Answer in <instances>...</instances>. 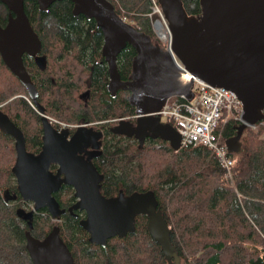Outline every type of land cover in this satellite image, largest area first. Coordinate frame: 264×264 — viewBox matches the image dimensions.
<instances>
[{
  "label": "trees",
  "instance_id": "1",
  "mask_svg": "<svg viewBox=\"0 0 264 264\" xmlns=\"http://www.w3.org/2000/svg\"><path fill=\"white\" fill-rule=\"evenodd\" d=\"M121 16L140 31L156 37L148 13L151 0H110ZM188 13L201 11L200 0H184ZM125 10V11H124ZM25 11L42 40L47 67L41 70L28 55L24 62L40 92V102L52 117L70 124H94L105 132L103 153L94 159L104 174L101 191L106 197L123 192L153 190L171 227L174 250L170 256L148 230V216L138 215L136 231L113 237L106 246L89 240L80 225L85 216L77 210L53 218L47 209L34 214L19 193L12 171L15 140L0 129V264H34L26 246V231L44 238L54 226L70 248L75 264H264V122L249 127L241 138L235 160L234 187L216 154L203 146L175 151L160 138L142 147L132 137L111 130L122 118L133 117L136 108L129 91L113 97L108 91V64L102 55L104 35L94 20L73 14L70 0L54 2L48 11L37 0H25ZM124 11V12H123ZM8 7L0 1V24L8 21ZM135 48L128 44L118 56L123 80L132 73ZM85 94L86 99L80 97ZM26 87L7 67L0 54V107L19 126L27 149L39 153L43 145L40 115L30 102ZM175 126V123L171 121ZM238 121L218 128L224 139L237 133ZM115 127V126H113ZM243 195L242 198L237 190ZM62 208L73 205L75 190L65 185L55 193Z\"/></svg>",
  "mask_w": 264,
  "mask_h": 264
},
{
  "label": "water",
  "instance_id": "2",
  "mask_svg": "<svg viewBox=\"0 0 264 264\" xmlns=\"http://www.w3.org/2000/svg\"><path fill=\"white\" fill-rule=\"evenodd\" d=\"M9 10L8 22L0 24V54L7 67L26 87L42 114L43 146L36 154L27 149L22 129L0 107V129L15 140L16 161L12 171L20 195L32 202L35 212L47 209L53 218L65 214L55 193L64 185L75 190L77 201L69 207L85 212L80 225L89 240L106 246L113 237L136 231L138 215L148 216V230L160 243L165 255L174 250L171 227L153 190L119 193L106 197L101 191L104 179L93 162L101 154L103 132L94 126L57 130L38 102V89L24 63V54L34 57L41 69L47 58L40 55L42 40L25 11V0H0ZM42 11L56 1L37 0ZM73 14L94 20L104 35L102 54L108 64V90L113 97L118 89L130 91L128 100L136 108V122L123 118L113 131L134 136L142 147L147 137L181 149V135L171 123L153 113L174 96L194 98V81L233 90L243 102V122L237 134L226 140L230 151L241 147L244 131L264 121V0H200L201 11L190 14L184 0H158L173 35V53L155 44L152 37L125 21L110 0H70ZM136 50L132 73L122 80L118 56L128 45ZM233 143H230V142ZM91 147V150H87ZM233 152V151H232ZM52 164L59 167L57 172ZM26 246L34 264H75V258L56 225L44 237L26 231ZM173 264V263H172ZM174 264H179L174 262Z\"/></svg>",
  "mask_w": 264,
  "mask_h": 264
},
{
  "label": "built area",
  "instance_id": "3",
  "mask_svg": "<svg viewBox=\"0 0 264 264\" xmlns=\"http://www.w3.org/2000/svg\"><path fill=\"white\" fill-rule=\"evenodd\" d=\"M148 16L151 19L153 31L164 45V49L173 53V35L158 0H151ZM122 18L129 22L126 16ZM193 91L192 100L184 96L171 97L161 110L153 114L160 116L164 123H171V121L175 123L181 135V149L190 146L211 149L224 168L226 178L233 182L235 160L218 132V128L229 120L243 122V102L233 90L212 86L201 79H195ZM257 125L249 127L256 128ZM237 193L240 196L238 190Z\"/></svg>",
  "mask_w": 264,
  "mask_h": 264
},
{
  "label": "flooded vegetation",
  "instance_id": "4",
  "mask_svg": "<svg viewBox=\"0 0 264 264\" xmlns=\"http://www.w3.org/2000/svg\"><path fill=\"white\" fill-rule=\"evenodd\" d=\"M8 15H9V13H8ZM8 22V21H7ZM25 55H27V54H24V56ZM40 55H44L43 53H42V51L40 52ZM103 55V54H102ZM29 56V55H28ZM46 56V55H45ZM29 57H31V56H29ZM104 57V56H103ZM34 60H35V58L34 57H32ZM105 59V58H104ZM35 62H36V60H35ZM25 63V62H24ZM36 65H38L37 63H36ZM39 67V66H38ZM47 67V66H46ZM40 68V67H39ZM41 69V68H40ZM46 69V68H45ZM45 69H41V70H45ZM28 70V69H27ZM29 72V71H28ZM121 76V75H120ZM130 77V76H129ZM122 78V77H121ZM109 80H110V78H109ZM123 80V79H122ZM109 84V83H108ZM36 85V84H35ZM37 87V86H36ZM38 89V88H37ZM123 89H118V91H117V93H116V96H117V94H118V92H120V91H122ZM109 91V90H108ZM126 91H128V90H126ZM130 91H129V94H128V96L130 95ZM111 94V93H110ZM115 96V97H116ZM30 97V96H29ZM80 97L82 98V99H86V96H85V94H81L80 95ZM39 98H40V92H39V90H38V102L42 105V103L40 102V100H39ZM30 100V102H31V104L32 105H34V108L36 109V111L38 112V114L40 115V119H41V124H42V130H43V123H42V114L39 112V109L35 106V104H34V102L31 100V98L29 99ZM44 108H45V115L46 116H48L49 117V119H50V121H51V123L53 124V126L57 129V130H59V131H61L62 129H64V128H68L69 130H70V135H72L75 131H76V129L79 127V126H83V125H87V126H94V128L96 129V130H99V131H102L103 132V137H102V139H101V141H102V145H101V154L100 155H98V156H96V157H94L93 158V162H94V159H96V158H98L99 156H101L102 155V153H103V147H104V138H105V132H104V129L103 128H98V127H96L94 124H92V125H90V124H70V123H66V122H63V121H60L59 119H55L54 117H52L51 115H49L48 113H47V111H46V107L44 106V105H42ZM123 119V118H122ZM130 121H132L133 123H135L136 122V116L134 115L133 117H130V118H128ZM121 120V119H120ZM119 120V121H120ZM119 121L116 123V124H114L113 126H116L118 123H119ZM113 126L112 127H110L111 128V130H112V128H113ZM237 130V129H236ZM43 134H44V131H43ZM237 134V133H236ZM235 134V135H236ZM122 135H124V134H122ZM235 135H233V137L235 136ZM125 137H130V136H126V135H124ZM134 138L137 142H138V144H139V141L134 137V136H131L130 138ZM151 137H147L146 139H145V142H146V140H148V139H150ZM232 138V137H231ZM228 139V138H227ZM227 139H224L223 138V140H224V142L226 143V140ZM42 140H43V137H42ZM230 143H233L232 141L230 142ZM43 146V145H42ZM42 150V149H41ZM87 150H91V147L89 148V149H87ZM232 151L233 152H237V148H233L232 149ZM41 152V151H40ZM39 152V153H40ZM36 154H38V153H36ZM58 165L57 164H52L51 165V169L54 171V172H57V169H58ZM65 186V185H64ZM102 188V187H101ZM77 201V200H76ZM72 206V205H71ZM71 206H69V207H71ZM69 207L68 208H66L67 209V211H66V213L67 212H69L70 213V211H69ZM46 209V208H45ZM32 210V209H31ZM76 211L77 210H75L74 211V213H70V214H72V215H75V216H77V214H76ZM39 212V211H38ZM84 212V211H83ZM24 214H25V218H28L29 219V221H32L33 220V218H34V215H33V217L32 216H30L29 214H28V212H23ZM36 213V212H35ZM34 213V214H35ZM65 213V214H66ZM85 213V212H84ZM64 215V214H63ZM62 216V215H61ZM83 218V217H82ZM81 218V219H82ZM56 219V218H55ZM80 219V220H81Z\"/></svg>",
  "mask_w": 264,
  "mask_h": 264
},
{
  "label": "rangeland",
  "instance_id": "5",
  "mask_svg": "<svg viewBox=\"0 0 264 264\" xmlns=\"http://www.w3.org/2000/svg\"><path fill=\"white\" fill-rule=\"evenodd\" d=\"M124 11H125V10H124ZM124 11H123V12H124ZM54 118H55V117H54ZM55 119H57V118H55ZM263 122H264V121H263ZM263 122H260V123L263 124ZM238 124H240V122H238ZM263 126H264V125H263ZM248 128H249V127H248ZM248 128H247V129H248ZM252 128H253V127H252ZM247 129H246V130H247ZM255 129H257V128H255ZM230 182H231V181H230ZM231 184H232L234 187H236V185H235V184H236V183H235V180H234L233 182H231ZM242 196H243V195L240 193V198H242ZM29 203H30V202H29ZM33 206H34V204L31 202V203H30V207H31L32 209H33ZM173 264H174V263H173Z\"/></svg>",
  "mask_w": 264,
  "mask_h": 264
}]
</instances>
